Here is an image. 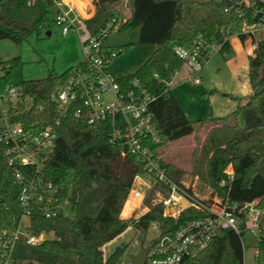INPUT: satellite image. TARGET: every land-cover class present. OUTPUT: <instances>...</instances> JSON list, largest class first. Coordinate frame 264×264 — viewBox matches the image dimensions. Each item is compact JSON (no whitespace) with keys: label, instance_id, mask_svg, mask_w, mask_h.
I'll return each mask as SVG.
<instances>
[{"label":"trees","instance_id":"obj_1","mask_svg":"<svg viewBox=\"0 0 264 264\" xmlns=\"http://www.w3.org/2000/svg\"><path fill=\"white\" fill-rule=\"evenodd\" d=\"M57 1L60 0H0V40L20 44L31 35L38 37L48 31L59 11ZM92 1L94 13L84 20L90 35H97L107 24H111L110 32L122 19L123 29L137 31L138 43L154 45L152 53L133 74L119 75L117 80L126 84L137 78L153 96L150 107L160 139L157 147L165 148L192 134L198 138L199 132L205 131L190 153L189 170L162 160L167 177L179 184H195L199 193L224 195L225 190L218 183L225 176L223 170L231 165L234 177L228 191L230 198L239 202L260 198L264 208V4L258 0H248V4L242 0ZM259 23L262 30L258 37L242 32L244 26ZM232 36L242 45L256 42L254 56L247 57L250 92L235 97L237 106L226 116L190 119L166 85L183 65L174 47L191 52L202 37L218 45L222 57L229 60L236 56L229 40ZM128 46L130 43L121 48ZM0 64V78L7 81L12 68L20 65L21 60L13 57ZM77 65H83L82 61ZM71 68L63 72L50 70L43 78L21 81L23 94L41 104L42 110L26 109L24 102L7 103L11 121L25 126L33 122L40 127L53 126L55 137L50 150L43 155L39 176L57 187L56 198L66 202L73 212L72 216H65L60 209V213L50 217L32 213L28 231L35 235L52 233L53 237L35 246L17 241L13 255L16 264H122L127 243L108 256H104L103 247L128 227L145 231L149 223L157 222L159 236H163L187 219L201 215L186 208L175 218L162 216V206L150 203L158 186L155 184L142 201L149 207L146 213L138 220L120 218L135 176L144 175L145 169L135 157L122 155L123 147L109 142L110 122L92 128L68 115L55 124L59 114L50 96L65 83ZM17 168L26 176L37 175L34 166ZM12 175L13 167L1 151L0 244L18 225L19 213L10 209L16 203L15 195L10 199L3 188L5 178L15 187ZM255 245L256 263L264 264V235ZM180 264H243L241 237L231 229L219 230L204 249Z\"/></svg>","mask_w":264,"mask_h":264},{"label":"built area","instance_id":"obj_2","mask_svg":"<svg viewBox=\"0 0 264 264\" xmlns=\"http://www.w3.org/2000/svg\"><path fill=\"white\" fill-rule=\"evenodd\" d=\"M242 1L248 4V0ZM258 1L264 4V0ZM55 4L59 11L54 24L61 29V34L78 31L77 23L81 18L79 13L71 7L64 9L60 1ZM82 26L85 30L81 36L83 65L73 66L65 83L50 96L59 114L55 124L68 115L92 128H97L103 122L112 124L109 142L123 147L122 155L129 154L142 163L144 174L152 180L145 183L140 181V175L135 176L127 200H139V209L136 213L133 210L128 218L138 220L148 211L149 207L142 201L146 192L155 184L158 186L154 189L150 203L162 206V216L175 218L186 208H193L201 214L187 219L171 234L163 236H159L157 222L149 223L145 232H150V235L142 243L148 251L142 264H180L183 259L204 249L217 232L223 229H231L240 237L248 232L256 244L257 239L264 235V208L260 206V198L244 202L230 198L228 191L234 177L231 165L223 170L225 176L218 183L219 187L224 188V195L210 191L199 193L195 190V184L171 181L162 167L163 159L160 147H157L160 139L150 107L153 96L139 79L133 78L126 84L119 83V76L114 77L108 72L109 61L117 55V51L105 46L104 42L111 24H107L94 36L87 32L84 23ZM261 30L262 25L259 23L244 26L242 32L256 37V32ZM195 45L191 52L181 47H174V51L183 60L182 67L187 70L186 79L196 84L200 82L197 75L204 63L215 50L218 51L219 46L202 37H199ZM255 49V41L247 43L249 56H254ZM181 68L166 83L168 87L171 88ZM6 87L7 94L0 96L1 103L16 105L17 102H24L26 109L34 107L36 111L42 110V105L33 103L21 88L16 89L10 85ZM106 95H111L113 99L106 100ZM54 137L53 126L40 127L37 122L25 126L22 122L11 121L7 109L0 116V152L6 157L7 164L13 167L12 182L16 187L15 202L19 213L15 231L0 244V264H16L13 255L17 241L35 246L45 239V233L35 235L28 231L32 213L54 216L60 213L61 205L66 204L56 198L57 187L39 176L43 155L50 150ZM17 165L34 166L37 175L26 176ZM139 185H143L144 189L139 188ZM20 233L23 235L22 240H19ZM140 245L138 241L131 243L134 249Z\"/></svg>","mask_w":264,"mask_h":264},{"label":"rangeland","instance_id":"obj_3","mask_svg":"<svg viewBox=\"0 0 264 264\" xmlns=\"http://www.w3.org/2000/svg\"><path fill=\"white\" fill-rule=\"evenodd\" d=\"M125 5L124 10L127 12ZM89 17V15L84 16ZM83 20L77 23L78 31L61 34V29L53 24L48 31H43L38 37L31 35L27 40L17 44L9 39L0 40V62L19 57L21 64L14 66L7 81L0 78V96L7 94V85L16 89L20 88L23 79H36L45 77L50 70L63 72L77 65L82 60L81 36L85 34L82 26ZM122 19L112 28L105 38V46L120 53L113 57L108 65V72L116 77L119 75L133 74L154 50L152 44L137 42V31H129L121 27ZM260 31L256 32V37ZM234 46H238L236 36L229 38ZM130 43L127 48H121ZM246 45L239 44V51L233 59L225 60L217 50L206 60L200 73L197 75L199 83H191L186 79L187 70L182 67L171 85V91L185 114L190 119L216 118L226 116L236 108L235 97H242L250 89L247 79V57L244 55ZM235 50V49H234ZM1 66V64H0ZM3 70L0 68V76ZM106 100H112L111 95L105 96ZM7 109V103L0 102V116ZM204 130L199 132L196 138L193 134L177 141L171 142L165 148H160V154L164 161L174 163L176 166L189 170V158L191 151L197 146L198 141L204 137ZM198 140V141H197ZM140 181L150 183L149 175H140ZM187 183V182H186ZM3 188L10 199L14 198L16 188L5 178ZM139 188L144 189L143 185ZM208 192V191H207ZM139 200L126 201L123 207L121 219L128 218L131 212L138 211ZM17 204L12 203L10 209L16 213ZM65 216H72L73 212L67 204L61 205ZM132 215V214H131ZM27 222V221H26ZM150 232L136 231L128 227L124 232L106 243L103 247L104 256L110 255L116 247L128 244L122 264L132 263V256L142 246L144 239ZM45 238H52V233H45ZM243 245V264H257L255 253L256 245L254 237L244 232L241 237ZM141 242L140 247L132 248L131 243Z\"/></svg>","mask_w":264,"mask_h":264},{"label":"crops","instance_id":"obj_4","mask_svg":"<svg viewBox=\"0 0 264 264\" xmlns=\"http://www.w3.org/2000/svg\"><path fill=\"white\" fill-rule=\"evenodd\" d=\"M60 3H61V6L64 9H66L68 7H71L73 9V11H76L77 13H79V15L81 17V20H83V23H84L85 19L91 17L93 15V13H94V5H93V1L92 0H69V1L60 0ZM126 13H127V15H129V11L128 10H127ZM87 15H89V17H84V16H87ZM247 43L245 45H247ZM239 44H240L239 40H238V46H234L232 44L233 48L235 49L236 54L239 51ZM240 46L242 47V44H240ZM243 53H244V55L246 57L249 56L248 53H247V50H246V46H245V49H244ZM175 77H174V79H175ZM249 92H250V89L245 93V95L248 94ZM122 212H123V210H122ZM122 212L120 214V218H123L122 217Z\"/></svg>","mask_w":264,"mask_h":264},{"label":"water","instance_id":"obj_5","mask_svg":"<svg viewBox=\"0 0 264 264\" xmlns=\"http://www.w3.org/2000/svg\"><path fill=\"white\" fill-rule=\"evenodd\" d=\"M49 33V31H48ZM22 234L20 233L19 234V240H22ZM147 247H141L138 252L132 256V261H133V264H142L145 257H146V254H147Z\"/></svg>","mask_w":264,"mask_h":264},{"label":"bare ground","instance_id":"obj_6","mask_svg":"<svg viewBox=\"0 0 264 264\" xmlns=\"http://www.w3.org/2000/svg\"><path fill=\"white\" fill-rule=\"evenodd\" d=\"M65 1H69V0H65Z\"/></svg>","mask_w":264,"mask_h":264}]
</instances>
